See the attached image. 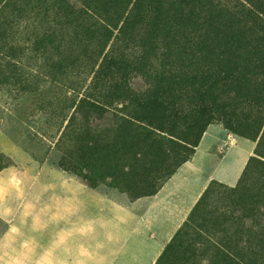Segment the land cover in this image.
Masks as SVG:
<instances>
[{"label": "rangeland", "instance_id": "1", "mask_svg": "<svg viewBox=\"0 0 264 264\" xmlns=\"http://www.w3.org/2000/svg\"><path fill=\"white\" fill-rule=\"evenodd\" d=\"M134 1L0 0V173L7 171L0 178V208L8 201H27L26 195L34 201L29 192L36 189L49 201L54 185L68 179L103 200L149 197L143 193L159 187L190 149L195 130L187 117L200 99L219 107L232 96L229 85L219 82L224 67L213 59L219 56L211 40L220 30L217 17L208 24L203 4L182 5L189 21H163L152 33L159 21L149 12L133 19ZM126 17L133 19L130 35L117 39L111 26H121ZM107 23L111 33L106 36ZM150 33L159 46L174 33L183 34L181 46L195 55L205 37L206 51L205 60L194 62L187 73L195 86L176 89L173 97L165 94L163 106L153 108L156 118L180 111L186 116L174 136L155 130L157 140L144 144L134 138L137 127L148 129L133 117L134 97L156 93L158 59L124 75L101 78L99 72L110 51L136 56L139 41ZM114 80L126 98L107 93ZM211 95L223 98L213 102ZM236 104L235 110L223 105L209 114L203 132L220 142L214 148L225 160L216 177L223 181L207 185L155 264H264V120L252 138L264 113L257 114L253 103ZM131 188L136 192H128ZM9 233L0 217V264H21L23 259L11 256L20 249L18 237Z\"/></svg>", "mask_w": 264, "mask_h": 264}, {"label": "crops", "instance_id": "2", "mask_svg": "<svg viewBox=\"0 0 264 264\" xmlns=\"http://www.w3.org/2000/svg\"><path fill=\"white\" fill-rule=\"evenodd\" d=\"M219 143L203 134L190 160L149 197L103 200L68 179L54 185L49 201L36 189L34 201L6 202L0 217L20 243L11 256L21 264H155L207 185L223 181L216 177L225 160Z\"/></svg>", "mask_w": 264, "mask_h": 264}, {"label": "trees", "instance_id": "3", "mask_svg": "<svg viewBox=\"0 0 264 264\" xmlns=\"http://www.w3.org/2000/svg\"><path fill=\"white\" fill-rule=\"evenodd\" d=\"M195 2L203 4L208 10L205 11L208 17V24L213 22L211 19L217 17L215 24L220 29L211 39L214 43L213 50L219 54V56L213 55V59L219 62L220 67H224L219 71L223 74L219 82L222 83L221 87L229 85V92L232 96L224 97L223 103L219 107L227 105L229 110H235L238 105L236 103L245 105L248 102L253 103V108L260 109L257 114H260L262 110L264 113V0H135L132 7L134 12H132L131 16L134 19L139 14L144 16L145 12L151 13L159 21L153 28L152 33H154L157 31V27L162 26L161 22L163 21L166 24L172 19L181 22L189 21V15L182 11L181 6H187ZM188 10L191 13L192 10L190 8ZM133 19L124 18L121 26H117L118 22L116 24L113 23L114 26L107 23L106 36L111 33L109 26L112 27V30L114 27L115 29L117 28L115 36L117 39L127 36L131 30V21ZM109 22L111 23L112 21L110 20ZM257 34L258 36L254 37ZM181 42H183V34L174 33L171 40L159 46L160 43L150 33L139 41V45H137L139 53L136 56L133 55L131 58L125 55L122 56L116 53L115 50L104 56L103 69L99 72L101 78L124 75L133 70L139 71L148 62L151 63L153 58L158 59V66L154 71V74H157L155 77L156 93H152V96L134 97L136 108L132 111L133 117L148 126V129L146 126L137 127L139 131L134 130V138L144 144L148 141L155 142L157 140L158 135L154 134L155 130L161 132L166 130V133L174 136L176 124L183 121L186 117L184 115L182 117L180 115L182 112L180 111V114L177 112L172 116L161 114L159 118H156L153 111L155 106H163L166 98L165 94H168L167 97H173L172 92L174 90L184 86L187 88L195 86V79H192L187 73H191V65L194 62L205 60V56H203L206 51L205 37L199 39L198 45H200L199 48H202V52L199 55L190 54L192 51L191 47L181 46ZM159 50H161V54L158 57ZM226 60L228 64L225 63ZM111 82L107 84V93L111 92L112 96L117 98L121 96L126 98L124 87L117 86V81L115 82V80ZM207 82L204 81L202 86H205ZM208 88H211V86ZM238 95H242L241 98H245V101L242 102ZM221 98H223L221 95L210 96L213 102H217ZM224 101L228 103H224ZM196 106H198V109L195 107V111L187 117L191 120L189 128L195 130V134L188 141L189 144L187 143L190 149L175 161L173 169L167 173L162 184L183 163L190 160L202 137L205 126L210 120L209 114L219 110V107L213 106V103L212 105L207 104L206 99H200ZM263 120L264 117L257 120V126H255L252 138H256V132L259 131ZM127 123L129 122L127 121ZM251 159L253 160L254 157H251ZM162 184L151 190L150 193L143 194L154 195ZM134 191V188L128 189V192L133 193ZM139 196L141 195L134 194V197Z\"/></svg>", "mask_w": 264, "mask_h": 264}]
</instances>
